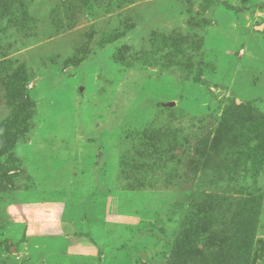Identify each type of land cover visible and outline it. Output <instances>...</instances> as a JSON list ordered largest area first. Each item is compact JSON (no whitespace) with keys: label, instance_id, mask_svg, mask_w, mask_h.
Masks as SVG:
<instances>
[{"label":"rangeland","instance_id":"rangeland-1","mask_svg":"<svg viewBox=\"0 0 264 264\" xmlns=\"http://www.w3.org/2000/svg\"><path fill=\"white\" fill-rule=\"evenodd\" d=\"M22 4L33 20L20 30L1 16ZM174 37L188 40L182 54ZM193 37L209 63L190 73ZM10 118L28 125L0 153V264H167L180 237L195 232L203 249L204 225L224 228L251 195L262 199L251 264H264V161L240 163L252 119L264 123V0H0V127ZM155 120L181 128L189 154L173 176L126 193L122 138ZM85 128L100 147L89 176L74 153ZM30 182L40 205L23 203ZM76 184L79 205L63 194Z\"/></svg>","mask_w":264,"mask_h":264},{"label":"trees","instance_id":"trees-1","mask_svg":"<svg viewBox=\"0 0 264 264\" xmlns=\"http://www.w3.org/2000/svg\"><path fill=\"white\" fill-rule=\"evenodd\" d=\"M2 17L8 18L9 26L13 24L20 30L27 28L26 26L29 25L28 23L33 20L28 8L23 4L17 9L10 7L6 8L3 11L1 19H3ZM202 22V26H207L209 24V21L205 19H202ZM169 39L170 38H168L167 41H169ZM199 39L201 40V38ZM170 40L172 41L170 45L176 46L177 51L182 54L183 50L181 49V44L186 40L185 37H181L180 39L178 37H174V39ZM190 43H192L191 46L193 47L191 50H195L196 54L193 58L185 57L183 64L188 65L190 73L194 70V67H196L200 72V70L203 69L202 66L209 63L204 60V56L201 53L203 38L199 42L193 37V40L191 39ZM193 43H195L194 46ZM176 61L179 63L182 62L180 60ZM197 61L198 65L195 64ZM181 67H183V65H181ZM199 75L201 74L199 73ZM184 86L182 87V91H184ZM182 96V93L178 95V97ZM169 111L171 113L173 110ZM20 120L21 122H18V119L14 122L10 118L0 127V153L10 151L12 147H14L13 142L16 136L19 133L24 132L26 129L28 125L27 122H22L23 119L21 118ZM251 122H254L253 126L248 127L245 132L247 133L243 144L245 147V158L242 159L240 163L244 160L246 163L252 160V162L258 166L264 161V123L259 122V120H255V118L252 119ZM156 124H158L156 120L149 121L143 130L133 128L131 132H127L124 138H122L123 147L121 154L118 157V181L122 187L121 190L124 192L126 190V193L138 192L137 195H141L143 191H146L147 187H155L159 180V174H167L169 177L173 176L177 172L175 171L176 168H174V165L180 166L184 157L189 154L188 152L191 141L187 134L181 135V128H173L172 124L158 127ZM73 135L72 130V136ZM74 136L77 138L78 135L75 134ZM85 137L86 143L93 145L96 144L97 146L94 139L88 138L87 129L85 131ZM76 138L75 144L77 145L78 143ZM228 147L229 145L224 148V150L221 149L223 152H220V154L223 159L231 156V154L227 151ZM99 149L100 147H97V149L93 151H85L84 153L77 151L74 152L75 154L77 153L76 157L78 158L77 172H79L81 176H89L92 174V166L95 162ZM247 149L249 150L247 151ZM178 150H180L179 154L177 152ZM72 152L73 151H70V153ZM66 157L63 156L60 159H57V161H55L56 159L52 160L53 163L50 164H54V166H56ZM75 161L67 163L63 162L64 166L59 171L66 172V170L69 169ZM84 162L85 164H83ZM234 165L237 168H240L238 160L234 162ZM101 172L103 171L101 170ZM74 186L76 187L74 188L75 191H73V194L67 191H64L63 194H65V196L71 194L76 197L74 200L79 205V203H82V198H84L86 194L80 191L76 192L79 184ZM28 188L30 190L28 193L29 198L23 201V203H39L38 197L39 194L42 195L39 192L41 189L32 184V182L29 183ZM58 189L59 188H56V190ZM112 194H115L117 197L119 195L115 192ZM71 198L72 197L68 196L67 200L69 199L71 201ZM65 200L66 199L63 201ZM260 201H262V199L260 200L256 195H251L248 198L239 200L236 203L238 210L232 212V220L224 223V228L210 229L204 225L207 233L203 236V240H201V242L205 244L203 249L199 248L197 246L198 244H194L197 241V238L196 240L193 238L196 237V234L195 232H190L191 229L187 228L186 232H190L192 234L191 240L187 241L184 236L180 237L175 245V248L171 252L167 264H251L254 239L258 230V220L262 216V210L260 209L261 205L259 204ZM99 202L102 203V205H100ZM106 203L107 198H100L96 203H94V212L91 217L94 221L92 224L93 232H95V227L98 224H101L100 226L104 228L105 224L103 222L105 221L106 214L102 213V206ZM214 204L216 205V203ZM232 205L233 204L230 205L229 203L228 209L234 211V209H231ZM213 214H215V212L212 205V207L207 210L206 215L209 217L213 216ZM94 235L95 234H93V236ZM66 264H68V260Z\"/></svg>","mask_w":264,"mask_h":264},{"label":"crops","instance_id":"crops-1","mask_svg":"<svg viewBox=\"0 0 264 264\" xmlns=\"http://www.w3.org/2000/svg\"><path fill=\"white\" fill-rule=\"evenodd\" d=\"M81 145V147L80 148H78L79 149V151H83V150H81V149H84V152L85 151H93V149L94 148H92V145L93 144H89V143H84V145L81 143V144H79V146ZM36 205H40V203L39 204H36ZM64 206V205H63ZM95 232H94V234L96 235V234H100V233H102V227L98 224V225H96V227H95V230H94ZM99 231H101L100 233H98Z\"/></svg>","mask_w":264,"mask_h":264},{"label":"water","instance_id":"water-1","mask_svg":"<svg viewBox=\"0 0 264 264\" xmlns=\"http://www.w3.org/2000/svg\"><path fill=\"white\" fill-rule=\"evenodd\" d=\"M175 105V103H171V104H169V106H174Z\"/></svg>","mask_w":264,"mask_h":264}]
</instances>
